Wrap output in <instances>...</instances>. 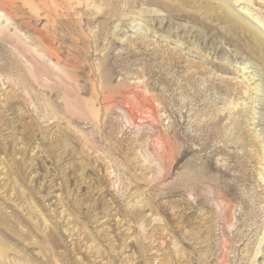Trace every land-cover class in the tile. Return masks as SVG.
I'll list each match as a JSON object with an SVG mask.
<instances>
[{
    "label": "rangeland",
    "instance_id": "374dc122",
    "mask_svg": "<svg viewBox=\"0 0 264 264\" xmlns=\"http://www.w3.org/2000/svg\"><path fill=\"white\" fill-rule=\"evenodd\" d=\"M0 264H264V0H0Z\"/></svg>",
    "mask_w": 264,
    "mask_h": 264
}]
</instances>
